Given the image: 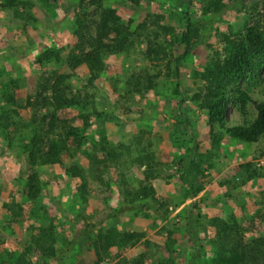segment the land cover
<instances>
[{"label":"rangeland","instance_id":"1","mask_svg":"<svg viewBox=\"0 0 264 264\" xmlns=\"http://www.w3.org/2000/svg\"><path fill=\"white\" fill-rule=\"evenodd\" d=\"M22 1L14 9L0 0V264H189L190 213L199 215L202 236H215L208 224L220 219L233 242L264 237V138L248 143L225 132L254 121L264 66L228 87L224 127L208 124L197 96L205 92L198 73L222 59L226 36L255 22L264 32V0H221L218 12L209 0ZM103 7L116 9L131 44L106 55L97 74L75 66L72 50L95 35ZM187 19L197 36L178 62ZM149 47L162 51L148 56ZM56 98L72 104L49 128L53 106L43 103ZM69 127L79 140L60 163L29 165L35 134L64 136ZM186 155L195 157L202 186L194 198L178 173ZM32 173L35 196L27 191ZM203 244L211 259L216 246Z\"/></svg>","mask_w":264,"mask_h":264},{"label":"trees","instance_id":"2","mask_svg":"<svg viewBox=\"0 0 264 264\" xmlns=\"http://www.w3.org/2000/svg\"><path fill=\"white\" fill-rule=\"evenodd\" d=\"M80 4L85 0H78ZM104 0H89L91 5H100ZM210 8L216 12L221 9V0H209ZM24 5L22 0H5L2 7L16 8L17 5ZM30 4V3H29ZM76 23L79 27H84L82 19H77ZM196 30L192 27L190 20L187 19L185 30L181 33V42L185 45L184 52L177 57V61H181L190 51L191 39L193 36H197ZM75 35H80L81 32L76 26L73 29ZM237 37L231 38L226 36L224 39V55L222 59L220 57L215 58L211 65L206 67L202 72L198 73L200 78L204 81V94L197 95L201 97L202 106L208 112L207 122L210 126L219 124L221 127L225 125V118L227 108L230 103V96L228 95V87L230 85L237 84L242 78L248 74L255 73L264 66V32L260 29V25L255 22L246 25L244 29L237 33ZM131 32L127 26H123L120 23V16L115 8L103 7L100 13L99 21L96 25V31L94 36H89L85 39H80V43L77 44L72 50V58L74 65L84 64L92 72L99 74L104 69V58L108 54H113L121 51L122 49L128 50L130 47L129 36ZM85 48L89 50L85 52ZM157 57L159 49L154 50L149 47L147 55L150 56L151 52ZM40 59V57H39ZM41 60V59H40ZM61 79L64 78V76ZM63 81V80H62ZM178 81L175 82L174 93L180 95V101H184V97L181 95ZM48 84L42 85V91L47 89ZM264 92V89H263ZM41 94L38 93L37 96ZM40 96V95H39ZM29 103V102H28ZM30 104V103H29ZM37 104V103H36ZM72 104L68 99L56 101L45 100L43 106H53V110L49 113L50 122H48L49 128L56 122V114L64 107H68ZM257 114L254 121L245 126L237 125L228 127L225 132L232 138L240 141L255 143L261 138H264V100L256 105ZM177 113L182 116L183 123L188 126L189 120L180 106L177 108ZM45 118V116H44ZM66 121V120H65ZM29 123L25 127L28 128ZM40 126H38L39 128ZM47 138V150H40V143L42 142L43 135L35 134L31 140V148L29 149L28 159L29 165L34 164H56L60 163V153L63 151H70L72 146L71 142H75L79 135L76 129L66 130L64 136L52 137L49 136V129L45 132ZM191 134L192 151L194 156H198V142L195 136ZM219 139V136H218ZM217 139V140H218ZM182 156L178 159V173L179 177L186 186V196L188 198H194L201 191L202 186L197 184L196 178L198 174L197 163H195V157ZM36 173L29 175L27 180V191L33 196L38 192L36 182ZM196 210L197 207L193 206L192 210ZM191 218L186 225L185 232L188 234L192 248L191 252L187 255L189 264H264V237H260L253 240L252 244L240 242L237 240L233 242L228 231V225L220 219H215L214 223L210 222L208 225L211 228H216L215 236L210 237L201 235V221L199 215L194 216L190 213ZM220 223V224H219ZM210 240L211 244L216 246L214 256L211 259H207L206 252H204L203 240ZM240 242V243H239ZM50 256L53 255L51 251ZM8 264H17L16 262Z\"/></svg>","mask_w":264,"mask_h":264}]
</instances>
